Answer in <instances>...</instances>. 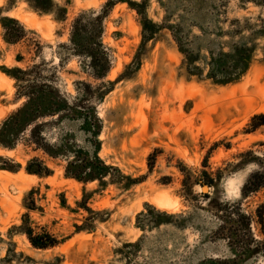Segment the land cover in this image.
<instances>
[{
	"label": "rangeland",
	"instance_id": "obj_1",
	"mask_svg": "<svg viewBox=\"0 0 264 264\" xmlns=\"http://www.w3.org/2000/svg\"><path fill=\"white\" fill-rule=\"evenodd\" d=\"M54 1L44 11L29 0H0V127L28 100L16 75L80 112L41 110L13 147L0 143V264H201L230 257L228 242L215 235L217 207L240 201L254 213L264 203V189L244 195L264 159V127L247 131L252 116L264 112V0ZM83 12L103 17L111 67L100 78L72 45ZM13 20L24 29L17 41L7 39ZM172 25L181 29V45ZM242 43L254 46L242 77L219 83L207 76L211 55ZM88 114L96 126L85 123ZM80 149L106 163V176L66 173ZM33 159L51 173L28 172ZM6 161L21 167L2 168ZM26 213L37 232L48 229L61 243L33 246L21 230ZM243 264H264V253Z\"/></svg>",
	"mask_w": 264,
	"mask_h": 264
},
{
	"label": "trees",
	"instance_id": "obj_2",
	"mask_svg": "<svg viewBox=\"0 0 264 264\" xmlns=\"http://www.w3.org/2000/svg\"><path fill=\"white\" fill-rule=\"evenodd\" d=\"M30 3L38 9L44 11L53 10L56 3L54 0H29ZM112 3L107 4V9ZM62 14L65 15L66 9L60 7ZM104 13L106 14V7ZM102 15L95 12H83L79 14L72 26V45L78 53L84 54L90 58L92 74L96 78L106 75L111 67V59L109 50L102 41ZM9 20H12L9 18ZM17 27H6L7 39L17 41L24 35V29L20 28L18 21L13 20ZM172 29L180 45L181 29L172 25ZM264 32V27L259 30ZM190 56V51H185ZM254 54V46L247 43L236 44L232 51H220L217 54L211 55L210 69L207 76L219 83H230L238 80L248 70L251 65ZM192 56V55H191ZM197 56V55H196ZM199 56V55H198ZM196 57L194 56V59ZM195 61V60H194ZM190 66L192 63H189ZM191 74L199 73L198 69H189ZM15 76V75H14ZM16 78L23 82L21 85V94H26L27 102L11 114L0 127V143L7 147H13L20 135H23L26 126L32 123L33 120L43 116L45 113L41 110L47 108L54 112L58 110H70L77 116L78 108L74 109L68 101L62 96H53L39 84L26 74L22 77L16 75ZM29 89V90H28ZM92 127L98 122L92 114L86 115V122ZM260 127H264V112L256 113L252 116L247 129L248 132L255 131ZM32 141L41 145L42 138L39 135L32 133ZM65 146L61 144L60 147ZM76 156L69 161L66 173L80 180H92L106 176L107 165L97 155L92 156L88 152L80 149L76 150ZM250 152L246 153L248 156ZM259 168L254 170L246 184L244 195L248 196L251 193L264 189V159H258ZM153 166L152 163L150 165ZM21 164H13L6 161L2 168L9 170L20 169ZM27 171L39 175L50 174L51 169L41 160L33 159L27 165ZM206 172V171H205ZM208 180L213 182V178L206 172ZM34 204V203H33ZM35 205H30V209H34ZM217 215L220 219V225L217 228L215 235L226 240L231 247L232 255L230 257H211L203 260L201 264H243L253 256L259 253H264V203L259 205L255 212H248L243 207L242 202L236 201L233 203L222 204L217 207ZM25 225L21 228L24 231L33 246L38 248H49L57 246L61 243V239L48 229L42 228L37 232L31 225L28 213L24 214ZM255 226H258L259 232L256 233Z\"/></svg>",
	"mask_w": 264,
	"mask_h": 264
},
{
	"label": "water",
	"instance_id": "obj_3",
	"mask_svg": "<svg viewBox=\"0 0 264 264\" xmlns=\"http://www.w3.org/2000/svg\"><path fill=\"white\" fill-rule=\"evenodd\" d=\"M205 188H206V186L203 187V189H205Z\"/></svg>",
	"mask_w": 264,
	"mask_h": 264
},
{
	"label": "bare ground",
	"instance_id": "obj_4",
	"mask_svg": "<svg viewBox=\"0 0 264 264\" xmlns=\"http://www.w3.org/2000/svg\"><path fill=\"white\" fill-rule=\"evenodd\" d=\"M205 189H207V186H206V188Z\"/></svg>",
	"mask_w": 264,
	"mask_h": 264
}]
</instances>
